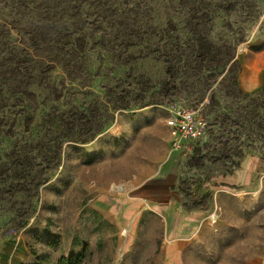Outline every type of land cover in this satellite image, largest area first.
Listing matches in <instances>:
<instances>
[{"label":"rangeland","instance_id":"374dc122","mask_svg":"<svg viewBox=\"0 0 264 264\" xmlns=\"http://www.w3.org/2000/svg\"><path fill=\"white\" fill-rule=\"evenodd\" d=\"M214 5L224 11L211 20ZM194 30L240 38L239 87L262 86L264 0H0V254L18 243L25 264H264V158L248 153L232 169L219 153L233 145L208 102L221 76L202 93L191 68L176 87L166 72ZM147 87L155 103L116 111L90 142L65 143L37 196L13 197L1 164L28 139L24 117L35 115L33 136L47 111ZM175 106L207 121L184 158L164 130Z\"/></svg>","mask_w":264,"mask_h":264},{"label":"trees","instance_id":"16d2710c","mask_svg":"<svg viewBox=\"0 0 264 264\" xmlns=\"http://www.w3.org/2000/svg\"><path fill=\"white\" fill-rule=\"evenodd\" d=\"M210 1L217 3L221 0ZM215 5L205 10L208 19L211 17L214 20L217 10L224 11L217 9ZM190 35L185 42L179 43V58L170 60L168 67L166 66V72L172 69L169 77L171 85L176 87L181 82V76L177 73L184 74L186 68L193 70V76L204 78L199 85L202 93L211 86L216 77L221 76L208 102L222 123L229 126V130L223 128L220 134H228L225 140L233 142V145H220L219 153L231 162L232 169L248 153L264 158V83L252 93L244 92L239 87L241 66L235 58V45L241 39L230 36L214 41L207 30H194ZM148 90L147 87L141 92L126 90L111 94L106 91V100L101 102L94 98L81 104L69 103L65 109L47 111L36 124V134L33 136L30 127L35 121V115H27L24 123L28 139L15 141L5 156L1 166L5 168L6 178L2 182L10 185L13 197H36L39 187L50 179L59 166L65 143L90 142L112 123L116 111L142 108L155 103L146 100ZM216 97L223 103L216 100ZM218 142L222 144V141ZM226 146L233 151L229 152ZM31 212L32 207L23 214L24 220ZM78 263V257L69 256L59 258L56 264Z\"/></svg>","mask_w":264,"mask_h":264},{"label":"built area","instance_id":"2783aa9c","mask_svg":"<svg viewBox=\"0 0 264 264\" xmlns=\"http://www.w3.org/2000/svg\"><path fill=\"white\" fill-rule=\"evenodd\" d=\"M165 126L168 130L170 151L180 158L187 156L191 152V146L203 140L207 134L205 117L188 107L175 106L169 109Z\"/></svg>","mask_w":264,"mask_h":264},{"label":"crops","instance_id":"0c3cea01","mask_svg":"<svg viewBox=\"0 0 264 264\" xmlns=\"http://www.w3.org/2000/svg\"><path fill=\"white\" fill-rule=\"evenodd\" d=\"M264 76V74H262ZM260 83V79L250 80V89L248 90V85H246L243 89L245 92L252 91L251 89L257 84ZM252 87V88H251ZM254 90V89H253ZM167 129L164 128V130ZM148 134L153 135V132H148ZM155 134V133H154ZM168 134V131H167ZM169 136V135H168ZM10 246V247H9ZM28 257L26 253L22 250V247L18 243L8 244L3 249L0 254V264H25Z\"/></svg>","mask_w":264,"mask_h":264},{"label":"bare ground","instance_id":"6f19581e","mask_svg":"<svg viewBox=\"0 0 264 264\" xmlns=\"http://www.w3.org/2000/svg\"><path fill=\"white\" fill-rule=\"evenodd\" d=\"M91 190V188L90 189H88V191H90ZM114 202V201H113ZM111 204V203H110ZM116 208V207H115ZM118 214V213H117Z\"/></svg>","mask_w":264,"mask_h":264}]
</instances>
